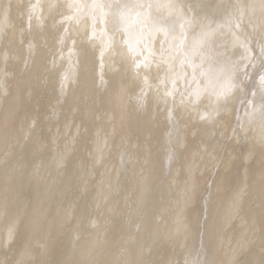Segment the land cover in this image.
<instances>
[{
  "label": "bare ground",
  "instance_id": "1",
  "mask_svg": "<svg viewBox=\"0 0 264 264\" xmlns=\"http://www.w3.org/2000/svg\"><path fill=\"white\" fill-rule=\"evenodd\" d=\"M50 2L57 0H11L9 26L0 36V80L8 89L7 96L0 95V186L4 160L8 168L23 164L22 174L16 173L17 203L22 210L42 204L52 222L37 235L28 231L27 216H22L21 239L40 240L55 264L81 259V248L97 237L107 241L97 260L112 259L117 246L132 237L135 243L127 246L137 250V258L139 249H145L144 259L153 264H184L185 257L197 254L200 259L262 264L264 154L251 138L238 142L232 131L244 105L237 100L235 111L209 123L181 104L179 92L165 103L156 66L148 72L153 85L148 89L143 67L137 77L119 55L127 47L122 33L100 25L93 36L91 20H67L61 15L71 14L67 8L50 13ZM179 2L203 5L210 19L223 24L225 13L217 6L245 0ZM37 4L29 21V5ZM219 30L224 32L219 46H227L253 86L259 63L253 68L244 57L260 56L264 34L253 32L246 21L235 29L254 49L245 54L231 32ZM109 36L115 51L107 49L101 57V40L107 43ZM155 47L158 51L159 44ZM65 74L69 79L62 91ZM195 107L207 110V99ZM245 183L238 211L233 210L234 196ZM66 212L70 223L64 220ZM177 214L187 231L169 238ZM18 251L16 243L0 248V264H10Z\"/></svg>",
  "mask_w": 264,
  "mask_h": 264
},
{
  "label": "snow or ice",
  "instance_id": "2",
  "mask_svg": "<svg viewBox=\"0 0 264 264\" xmlns=\"http://www.w3.org/2000/svg\"><path fill=\"white\" fill-rule=\"evenodd\" d=\"M12 7L11 0L0 3V36L5 34L9 26ZM37 7L38 4L29 5V21ZM47 7L50 13L67 8L71 14L61 13V15L67 20H75L76 23H80L81 20L87 23L91 20L93 36H96L100 25L111 26L113 34L122 33L121 42L127 47L126 51L121 49L119 55L124 58L137 77L142 75L140 69L143 67L145 87L148 89L153 87L149 81L148 72L155 65L157 79L164 86V96L160 99L167 103L168 96H173L174 99V92H179L181 104H184L186 109L196 111L202 121L218 122L216 117L235 111L232 105L239 100L244 105V115L237 116L238 123L232 130L233 136L238 142L240 139L247 141L251 138L254 147L258 146L264 154V46L260 48L259 57L248 55L244 57L248 58L253 68L256 67L257 61L259 63V80L258 82L254 80L251 87L246 83L248 72L244 71L240 74L241 65L234 63L233 57L228 54L227 46H219L220 37L224 35V32L219 29L226 28L236 38L240 47L244 48L245 54L254 51L249 49L247 39L240 40L235 29H239L246 21L253 32L264 34V0H245L243 3L218 5L217 8L225 13L223 24H217L215 20L210 19L208 13L203 12V5L184 4L179 0H66L62 4L57 0V2H50ZM101 43L104 45L100 52L101 57L107 49L115 51L112 36H109L107 43L103 40ZM157 43L158 51L155 47ZM28 47L31 54L32 45L29 44ZM7 59L8 56L5 53V64ZM160 72H163L162 79ZM3 75L8 76L9 73L5 71ZM68 79V75L65 74L61 82L62 91ZM181 82L184 85L182 91L180 90ZM157 91H159L158 87ZM0 95H8V89L2 80H0ZM202 99H207L208 109L200 112L195 106ZM28 134H30V128L25 139ZM8 136L9 128L6 119V140ZM4 155L7 157L9 153L6 152ZM3 163L5 175L3 184L0 186V221H2L0 248H8L13 243L19 245L17 258L10 264H55L48 259L47 246L40 240L21 239L22 216H27L28 231L37 235H43L45 230L51 227L52 222L42 204L33 206L30 210L20 208L15 198L16 173L22 174L24 165L18 163L8 168V161L4 160ZM62 164L61 159L57 166L60 167ZM37 174L34 173V175ZM260 185L261 198L264 200V173L260 176ZM247 187L245 183L244 187L235 194L232 201L233 210L238 211L240 196ZM64 220L67 223L71 222L70 213H65ZM182 231L186 233L187 227L182 217L177 214L174 229L172 233H169V238H172L173 233L179 236ZM259 231L261 240L264 242V219L261 221ZM76 238L80 239L79 233L76 234ZM130 242L135 243L132 237L117 246L112 259L97 260L95 258L97 253L107 244L106 240L97 237L81 248V259L66 261L63 264H153L144 259L145 249L143 248L139 249V258H137V250L127 246ZM147 251L150 252L151 249ZM184 264H238V262L234 259L224 261L212 258L200 259L197 254L196 258L185 257Z\"/></svg>",
  "mask_w": 264,
  "mask_h": 264
}]
</instances>
